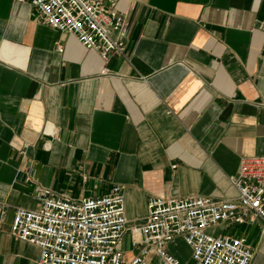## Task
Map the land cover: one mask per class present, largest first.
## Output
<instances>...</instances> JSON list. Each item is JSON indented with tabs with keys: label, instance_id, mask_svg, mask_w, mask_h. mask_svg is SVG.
Segmentation results:
<instances>
[{
	"label": "crops",
	"instance_id": "crops-1",
	"mask_svg": "<svg viewBox=\"0 0 264 264\" xmlns=\"http://www.w3.org/2000/svg\"><path fill=\"white\" fill-rule=\"evenodd\" d=\"M104 4L127 15L124 54L107 61L30 0H0V264H38L40 249L11 227L42 190L81 200L121 186L131 261L150 198L235 200L241 160L264 157V0ZM233 234L264 264L261 221ZM168 252L197 264L183 238Z\"/></svg>",
	"mask_w": 264,
	"mask_h": 264
},
{
	"label": "built area",
	"instance_id": "built-area-1",
	"mask_svg": "<svg viewBox=\"0 0 264 264\" xmlns=\"http://www.w3.org/2000/svg\"><path fill=\"white\" fill-rule=\"evenodd\" d=\"M30 1L40 21L74 35L103 60L124 54L127 15L107 7L104 0ZM231 183L235 200L150 198L147 217L132 227L144 246L131 261L120 249L130 225L121 186L81 200L42 190L37 210L15 211L11 233L40 249L38 264H150L152 255L161 264H180L168 252L178 237L191 248L197 264H251L254 250L246 237L233 231L248 220L264 224V157L243 158ZM4 216L0 208V221Z\"/></svg>",
	"mask_w": 264,
	"mask_h": 264
}]
</instances>
